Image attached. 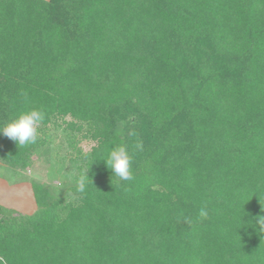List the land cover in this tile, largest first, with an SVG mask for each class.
Returning <instances> with one entry per match:
<instances>
[{
  "label": "trees",
  "instance_id": "trees-1",
  "mask_svg": "<svg viewBox=\"0 0 264 264\" xmlns=\"http://www.w3.org/2000/svg\"><path fill=\"white\" fill-rule=\"evenodd\" d=\"M33 108L37 142L0 134V163L55 127L74 178L0 208V264H264V0H0V125Z\"/></svg>",
  "mask_w": 264,
  "mask_h": 264
},
{
  "label": "rangeland",
  "instance_id": "rangeland-1",
  "mask_svg": "<svg viewBox=\"0 0 264 264\" xmlns=\"http://www.w3.org/2000/svg\"><path fill=\"white\" fill-rule=\"evenodd\" d=\"M52 142L45 151H39L31 166L23 171L8 168L0 163V208L3 213L31 215L36 206L30 186L32 180L50 186L55 195H63L73 181L74 169L68 160L67 145L61 141L62 133L51 127ZM91 145L84 146L90 147Z\"/></svg>",
  "mask_w": 264,
  "mask_h": 264
},
{
  "label": "clouds",
  "instance_id": "clouds-1",
  "mask_svg": "<svg viewBox=\"0 0 264 264\" xmlns=\"http://www.w3.org/2000/svg\"><path fill=\"white\" fill-rule=\"evenodd\" d=\"M45 119V113L41 109L33 108L29 111L17 114L3 125H0V134L6 136L16 145L21 147L35 144L39 136V126ZM138 142L136 147L141 148ZM107 169L110 170L111 176H115L120 181L131 182L135 177L131 171V156L123 146H117L111 149L106 159L102 158ZM86 175V173H85ZM86 177H88L86 175ZM89 178V177H88ZM93 185V184H92ZM94 187V186H93ZM86 181L81 179L78 190L84 192ZM201 219L208 218L206 207L199 210ZM258 224L256 227L261 233H264V216L257 217Z\"/></svg>",
  "mask_w": 264,
  "mask_h": 264
}]
</instances>
